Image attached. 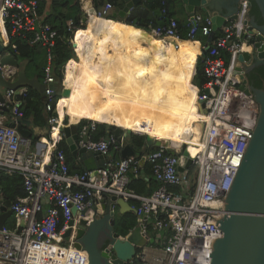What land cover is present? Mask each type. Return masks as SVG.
<instances>
[{
	"label": "built area",
	"instance_id": "built-area-1",
	"mask_svg": "<svg viewBox=\"0 0 264 264\" xmlns=\"http://www.w3.org/2000/svg\"><path fill=\"white\" fill-rule=\"evenodd\" d=\"M38 4L39 0H0V30L5 29L7 38L30 33L31 43L45 47L50 60V49L57 33L42 22ZM101 7L96 16L104 18L113 6L106 2ZM187 27V40L194 41L197 31L207 38L211 21L196 13L193 18H187ZM247 27V23L237 18L227 21L219 33H215L205 55H200L202 45L198 44L197 59L204 57L205 78L198 92V104L203 103L206 113L199 120L200 136L195 145L198 152L192 171L190 168L183 172L177 170L179 157L169 149L179 151L182 144H169L168 148H155L138 159L130 157L116 162L108 157L102 169L70 173L65 154L57 147L63 139L62 129L68 123L59 117L57 102L60 97L56 98L55 93L58 82L49 66L43 82L44 107L55 114L47 118L48 138L38 149H31L29 139L23 142L16 127H12L13 123L20 122L23 112L14 91L4 90V102H0V106L9 109V116L0 112V175H20L25 196L7 206L0 193V205L5 204L13 212V228L0 229V264H26L33 243L56 244L65 250L73 247L74 232L68 242L63 237L73 218V209L80 213L92 201L99 203L104 195H115L129 202L138 217H146L143 231L147 241L153 240L138 250L132 264H210L212 244L220 233L216 222L224 215L225 195L241 163L258 114V104L240 87L237 71L243 45L253 41L250 39L254 34L248 33ZM149 31L163 41L182 40L178 22L173 17ZM7 42L0 40L5 48ZM69 43L72 47V38ZM72 49L76 53L75 47ZM222 52L229 56L227 61ZM15 72L11 65L0 66V77L5 80L13 81ZM95 126L92 121L77 122L78 146L106 156L111 148L119 151L121 144L113 133L92 139ZM142 162L150 165L151 175L159 184L149 195L137 194L128 188L131 178L140 175ZM129 170L132 177L128 175ZM169 186H176L177 190ZM152 216L156 217L152 226L157 231L154 236L147 231ZM74 249L68 264L79 259L77 250L83 251Z\"/></svg>",
	"mask_w": 264,
	"mask_h": 264
},
{
	"label": "water",
	"instance_id": "water-1",
	"mask_svg": "<svg viewBox=\"0 0 264 264\" xmlns=\"http://www.w3.org/2000/svg\"><path fill=\"white\" fill-rule=\"evenodd\" d=\"M123 1L124 6L121 9L115 8L112 13V17L117 20L123 18L140 0ZM252 2L259 11L261 23H258L255 16L250 14ZM182 3L189 18H193L196 12L200 11L211 21V31L200 48V55L206 54L219 28L235 18L247 23L248 33L256 36L253 39L256 41L250 45V50H245L238 55L237 71L240 72L238 75L240 87L245 92H250L258 104V114L241 163L225 195L224 215L216 222L220 233L212 244L210 264H264V76L260 88L253 86L248 80V73L253 68L257 66L264 68V0H182ZM98 7L99 0H91L82 4L81 19L84 25L91 16H96ZM72 47H75L74 43ZM4 50L5 47L0 44V66L11 65L17 70L18 60L9 53L3 55ZM72 57L76 58V53L73 52ZM27 85L40 92L45 89L43 83L27 78L24 72H19L13 81L0 77V102H4V90H13L15 96H19L26 91ZM55 86L56 89L61 87L60 96L68 95V89L64 87L63 81ZM203 106L201 102L199 107L205 114ZM0 112L7 113L9 109L2 105ZM23 122L30 125L29 121L23 120ZM112 126L113 135L121 144L114 160L119 162L122 159L137 156L140 149L134 146L130 136L138 134L129 129ZM12 127H16L23 142H26L32 135V132L24 128L20 122L13 123ZM62 132L71 156L85 171L93 172L102 169L109 160L106 155L78 146L77 122H69L63 127ZM142 136L145 137L142 150L168 148L169 146L168 141L154 139L148 134ZM169 152L179 157L177 170L183 172L192 166L198 147L183 143L179 151L169 149ZM128 175L132 177L131 170L128 171ZM98 202L92 201L89 207L80 213L73 209V218L68 222V229L63 234L64 241L68 242L74 232V245L87 252L89 264H132L138 250L148 241L151 243L153 240L150 238L147 241V235L143 231L146 217H138L137 225L128 234L122 236L114 231L115 215L125 212L137 214L136 210L129 202L115 195H104ZM90 212L93 215L88 218L87 215ZM12 213V210L5 204L0 205V229L6 226ZM139 221L142 222L139 223ZM20 226H24L23 222ZM101 232L107 234L109 242L105 249L99 248L97 244V238Z\"/></svg>",
	"mask_w": 264,
	"mask_h": 264
},
{
	"label": "trees",
	"instance_id": "trees-1",
	"mask_svg": "<svg viewBox=\"0 0 264 264\" xmlns=\"http://www.w3.org/2000/svg\"><path fill=\"white\" fill-rule=\"evenodd\" d=\"M252 1V0H251ZM109 3L114 8L121 9L124 6L123 0H99V5L104 3ZM176 0H140L136 5H134L129 12L119 19L118 26L103 33L102 30L98 31L99 20L96 21L92 26L87 25L86 29L93 38L96 40L94 49L97 52L98 60L101 64L98 71H93L88 69L87 72L97 73L102 75L106 70L105 66L110 62L115 53L123 48L127 49L133 47L135 42L140 36V31L136 30L138 28L145 29L149 31L151 28L157 27L158 25L166 23V20L173 17L178 22V28L180 31V38L182 40H187V32L189 28L187 27V20L178 19L175 12L171 11V8L175 5ZM165 12H162V10ZM38 12L42 22L49 24L52 29L57 33V38L55 40L54 46L50 49V60H48L47 50L40 44L31 43V34H20L9 37V42L6 47V51L13 55L18 61L22 60L24 64L20 62L18 72H24L27 78L36 79L38 82L43 83L46 74V68L49 66L50 73L56 79L58 84L62 81L64 87L67 89L74 79L75 58L72 57L73 50L69 39L72 37L73 30L79 28L80 19L82 15L80 0H51L49 8L46 9L45 1L39 0ZM250 14L254 15L257 22L261 23L259 11L255 4L252 2L250 8ZM95 28V31L93 29ZM9 31V30H8ZM219 32H216V34ZM74 38V36H73ZM72 38V39H73ZM196 38L193 42V47L196 48L199 45H203L206 40L204 36H201L199 32H196ZM75 40V38L73 39ZM88 48V47H87ZM76 49V48H75ZM83 55L86 59H89L92 55L87 51L83 50ZM77 56V54H76ZM148 56L154 58L157 62V66L160 65L161 54L159 49L156 47L152 52L148 53ZM222 56L228 60L229 56L226 52H222ZM203 58L196 56H183L180 60L181 68L183 70L182 82L186 83L188 90L198 93L200 86L205 82L203 76ZM86 68V66H84ZM196 76V77H195ZM264 76V68L262 66H257L251 70L248 74V80L250 84L255 87H262ZM100 77V76H98ZM89 92L81 94V97L86 98L93 105L99 102H105L104 96H106V91L101 92L99 89L92 90L88 89ZM61 87L55 90L56 98L60 97L57 102V110L60 119L66 114L63 113V108H61V103L66 99L67 95L60 96ZM20 102L19 109L23 112L20 119V123L24 128L29 129L32 132L30 139L31 144H33L40 136H48V124L47 118L49 115L55 114L50 111H46L44 107L45 97L43 92L38 89L27 85L26 91L17 97ZM108 106L102 107L101 118L99 115V120L95 126V130L91 133L92 139H99L100 137H105L113 133V122L112 115L113 109L111 104L107 103ZM110 105V106H109ZM9 116V114H5ZM103 116V117H102ZM23 120L29 121L30 125L24 124ZM81 123H88L90 120H85L82 118ZM8 123V122H7ZM105 123V124H103ZM36 129L45 131L39 136L36 133ZM131 130L138 134H132L131 140L135 147L139 148L140 151L135 159H138L142 154L146 152H152L154 148L141 149L144 144L145 137L142 136L146 132L142 129V125L138 122L135 123ZM58 149L63 150L66 163L69 168L70 173H82L85 170L75 165L74 160L69 152L68 146L64 139L61 140L58 145ZM190 171L193 170V166L190 167ZM149 177L147 180L144 178L145 175ZM158 183L154 180L151 175L150 165L146 162L142 166V172L138 177H132L128 188L132 189L135 193L141 195H149L157 187ZM0 189L4 196V202L7 206L15 202L17 198L25 196L23 179L20 175L13 174H1L0 175ZM169 189L176 191V186H169ZM136 205L135 202H133ZM156 217L152 216L149 219L147 226V231L151 236H154L157 231L153 229V223ZM138 215L133 212H125L122 214L117 213L115 215L114 231L118 234L125 236L128 232L137 225ZM62 221H60L61 225Z\"/></svg>",
	"mask_w": 264,
	"mask_h": 264
},
{
	"label": "bare ground",
	"instance_id": "bare-ground-1",
	"mask_svg": "<svg viewBox=\"0 0 264 264\" xmlns=\"http://www.w3.org/2000/svg\"><path fill=\"white\" fill-rule=\"evenodd\" d=\"M89 21L95 23L96 16H91ZM136 30L140 31V36L137 39L138 44L131 50L147 55L157 47L161 54L160 65L157 66L156 60L150 57L147 60L150 66H145L133 60L129 52L116 57L113 66H107L101 75H105L102 79L106 91L105 102L96 104L87 120L97 123L100 108L108 106L109 103L113 109L111 117L115 126L131 130L134 124L139 122L145 134L154 139L168 141L172 146H180L183 143L197 145L200 136L199 120L204 114L198 104V93L188 90L186 83L182 82L183 70L180 60L185 55L198 57L199 47L194 48L192 40L163 41L151 31L142 28ZM254 37L255 34L250 40ZM255 41L243 45L244 51L250 50V45ZM72 89L77 92L78 85ZM248 94L251 95L250 92ZM67 117L70 123L77 122L72 117ZM92 215L90 212L87 217ZM32 246L30 255L37 250L39 259L36 257L34 260L28 255L26 264L36 261L37 264H68V257L71 258L75 252L74 248L78 249L75 245L68 250L56 244L33 243ZM77 251L79 259L70 264H89L87 252Z\"/></svg>",
	"mask_w": 264,
	"mask_h": 264
},
{
	"label": "crops",
	"instance_id": "crops-1",
	"mask_svg": "<svg viewBox=\"0 0 264 264\" xmlns=\"http://www.w3.org/2000/svg\"><path fill=\"white\" fill-rule=\"evenodd\" d=\"M44 1H45L46 9L49 8V4H50L51 0H44ZM87 1H91V0H83V1L80 0L81 6H82V4H84ZM101 6H103V5H99V8ZM114 10H115L114 7H112L111 9H108L106 15H103L104 18L96 16V21L99 20V22H101V23H99V26L97 27L98 31L102 30L103 33H106L108 31H111L112 29H114L117 26L119 28H121L118 24L119 20H117V18L112 17V13L114 12ZM171 11L175 12V15L178 19L187 20V18L189 17L188 14L186 13L185 9H184V5L182 3V0H176V3L171 8ZM196 13L204 15L200 11H197ZM89 20H90V18H89ZM89 20L86 22V25H84V23H82V19H80L79 28L75 29L73 32V36H74L75 40H73L74 38L72 36V38H73L72 41L75 44L76 54H77V57L75 59H77L78 61L75 60V65L73 67L74 79H73V82L71 83V85L69 86L70 90H68V95H67L66 99L60 105L61 108H63V113L72 117V119L77 121V122L79 120H81L82 118H84L85 120L89 119V116H90L94 106L96 105V104L93 105V103L89 102L86 98L81 97V94L89 92L88 89H92V90L99 89V90H101V92L104 91L102 79L105 77V75L101 76L97 73L87 72V70L89 68L95 72L98 71L99 67H100L99 64H101L98 60V57L96 56L97 52L94 49V46L96 44V40L93 38L92 34H90L86 29H84L87 25L92 26L93 24L96 23V21H95V23H92ZM219 30H220V28H219ZM219 30L217 32H219ZM93 31H95V28L93 29ZM0 40H2L4 42L6 40L9 41V37L7 38L5 29L0 30ZM6 44H8V42ZM137 44L138 43L135 42L133 47H135ZM133 47H130L127 49H123V48L119 49L115 53L114 58L110 62H108L105 66H110V65L113 66L115 58L123 56L125 52H129L131 54V58L133 60L141 62L145 66H150L147 63V60L150 58L148 56V54L144 55L141 52L132 51L131 49ZM84 49H87V51L89 53H91L92 56L89 59H86L84 57V55H83ZM4 51L6 53H8L6 51V48ZM3 55H5V53ZM21 63H22V65L24 64V62H21ZM84 66H86V68ZM14 70H16V69L14 68ZM17 72H18V69H17ZM17 72H15L14 79L17 78V74H18ZM150 72L153 73V71H150ZM98 76H100V77H98ZM75 85H78V91L77 92L72 89ZM102 107H104V106H102ZM101 108L99 110L100 118H101V112H102ZM112 122L114 123V120H112ZM35 131L38 135L42 134V132L38 131L37 129ZM47 138H48V136H46V137L40 136L33 144H31L30 139H29L28 141L30 142L31 149L35 150V149H38L39 147H41V145L43 143H45V140H47ZM24 147L25 146L23 145L22 148H24ZM116 152L117 151L114 148H111L110 152L108 153V157L110 159L114 160V158H115L114 156H115ZM73 160H74L75 165L79 166L80 168H83L81 165H79L77 163V161L74 158H73ZM144 164H145V162L144 163L142 162L141 172H142V166ZM144 175H145L144 178L146 180H147V178L149 179L147 174H144ZM3 198H4V196H3ZM12 227H13V218L12 219L10 218V219H8V221L6 223V228H12ZM37 255H38V251L36 250L33 255H29V256L35 260L36 257H38V259H39V256H37ZM36 263H37V261H36ZM36 263H30V264H36ZM38 264H39V262H38ZM46 264H50V263H46Z\"/></svg>",
	"mask_w": 264,
	"mask_h": 264
},
{
	"label": "flooded vegetation",
	"instance_id": "flooded-vegetation-1",
	"mask_svg": "<svg viewBox=\"0 0 264 264\" xmlns=\"http://www.w3.org/2000/svg\"><path fill=\"white\" fill-rule=\"evenodd\" d=\"M74 32V31H73ZM73 36V34H72ZM72 38V37H71ZM73 50V49H72ZM74 52V51H73ZM254 69V68H253ZM252 69V70H253ZM249 74V73H248ZM108 238H107V234L104 232H101L97 238V244L99 246V248L101 249H105L108 245Z\"/></svg>",
	"mask_w": 264,
	"mask_h": 264
},
{
	"label": "rangeland",
	"instance_id": "rangeland-1",
	"mask_svg": "<svg viewBox=\"0 0 264 264\" xmlns=\"http://www.w3.org/2000/svg\"><path fill=\"white\" fill-rule=\"evenodd\" d=\"M73 56V55H72ZM20 62H22V60H19L18 61V64L20 65ZM196 77V76H195ZM64 121H67V123H69V121H68V118H67V115H65V116H63V118H62ZM24 124H27V123H24ZM28 125V124H27ZM29 126V125H28ZM38 130V129H37ZM38 131H40V132H45V131H42V130H38Z\"/></svg>",
	"mask_w": 264,
	"mask_h": 264
},
{
	"label": "clouds",
	"instance_id": "clouds-1",
	"mask_svg": "<svg viewBox=\"0 0 264 264\" xmlns=\"http://www.w3.org/2000/svg\"><path fill=\"white\" fill-rule=\"evenodd\" d=\"M16 72H17V70H16ZM15 80V79H14Z\"/></svg>",
	"mask_w": 264,
	"mask_h": 264
}]
</instances>
